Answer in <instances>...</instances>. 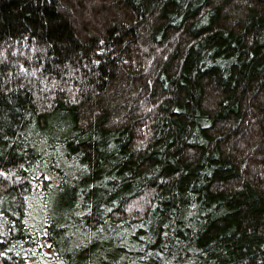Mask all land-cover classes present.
Masks as SVG:
<instances>
[{"label": "trees", "instance_id": "obj_1", "mask_svg": "<svg viewBox=\"0 0 264 264\" xmlns=\"http://www.w3.org/2000/svg\"><path fill=\"white\" fill-rule=\"evenodd\" d=\"M0 264H264V0H0Z\"/></svg>", "mask_w": 264, "mask_h": 264}]
</instances>
